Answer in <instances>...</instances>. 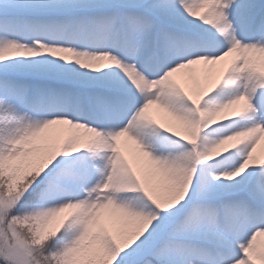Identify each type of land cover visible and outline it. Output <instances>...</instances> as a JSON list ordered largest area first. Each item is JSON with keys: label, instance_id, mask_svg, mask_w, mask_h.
I'll list each match as a JSON object with an SVG mask.
<instances>
[{"label": "snow or ice", "instance_id": "snow-or-ice-1", "mask_svg": "<svg viewBox=\"0 0 264 264\" xmlns=\"http://www.w3.org/2000/svg\"><path fill=\"white\" fill-rule=\"evenodd\" d=\"M262 141L264 0H0V264H264Z\"/></svg>", "mask_w": 264, "mask_h": 264}, {"label": "rangeland", "instance_id": "rangeland-1", "mask_svg": "<svg viewBox=\"0 0 264 264\" xmlns=\"http://www.w3.org/2000/svg\"><path fill=\"white\" fill-rule=\"evenodd\" d=\"M154 114L157 116L158 119L161 118V113L159 111H155ZM257 152L259 155L264 156V141L258 146ZM264 241V238H261Z\"/></svg>", "mask_w": 264, "mask_h": 264}]
</instances>
